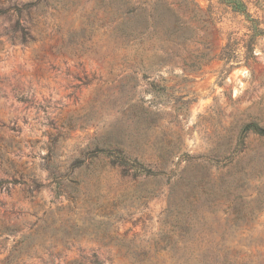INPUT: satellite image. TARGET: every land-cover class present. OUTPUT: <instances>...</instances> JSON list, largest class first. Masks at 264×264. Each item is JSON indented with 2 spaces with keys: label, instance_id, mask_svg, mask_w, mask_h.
<instances>
[{
  "label": "rangeland",
  "instance_id": "obj_1",
  "mask_svg": "<svg viewBox=\"0 0 264 264\" xmlns=\"http://www.w3.org/2000/svg\"><path fill=\"white\" fill-rule=\"evenodd\" d=\"M0 8V264H264V135L244 130L264 127V37L247 63L240 44L219 58L243 16L217 0Z\"/></svg>",
  "mask_w": 264,
  "mask_h": 264
},
{
  "label": "trees",
  "instance_id": "obj_2",
  "mask_svg": "<svg viewBox=\"0 0 264 264\" xmlns=\"http://www.w3.org/2000/svg\"><path fill=\"white\" fill-rule=\"evenodd\" d=\"M218 3L228 7V9L236 14H240L243 16L245 21L244 31L239 35L233 34L232 32L228 33L226 37V41L222 46L219 58L224 60L225 62L231 61L237 58L238 56V45L245 48L244 61L247 63L249 59L254 57L253 48L257 44L260 38L264 37V3L257 4L254 3V6L257 10L255 12L250 11L246 1L244 0H217ZM30 4H26L22 7H17L16 12L19 13L23 8ZM6 12L5 9L0 8V15ZM21 35V41H26V34L23 30ZM233 45V47H232ZM18 100L26 102L28 99L23 95L17 97ZM244 130L246 132H254L259 135H264V127L259 126L256 122H250L244 126ZM108 155H112L108 152ZM114 161L119 162L120 164H124L122 159H118L116 157L113 158ZM11 181H7L4 179H0V191L8 190V183Z\"/></svg>",
  "mask_w": 264,
  "mask_h": 264
}]
</instances>
